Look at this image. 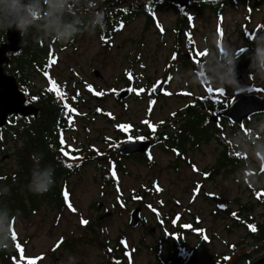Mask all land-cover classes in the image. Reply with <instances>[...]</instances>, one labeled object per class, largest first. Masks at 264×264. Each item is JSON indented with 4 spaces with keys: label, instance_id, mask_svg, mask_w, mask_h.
Returning a JSON list of instances; mask_svg holds the SVG:
<instances>
[{
    "label": "rangeland",
    "instance_id": "rangeland-1",
    "mask_svg": "<svg viewBox=\"0 0 264 264\" xmlns=\"http://www.w3.org/2000/svg\"><path fill=\"white\" fill-rule=\"evenodd\" d=\"M243 1L245 0H239L238 3ZM254 7L261 8L262 4L256 0ZM253 17L254 20L249 28L258 22L262 14L255 10ZM156 19L158 26L150 24L147 27H145L143 17L132 19L115 34L107 48L104 47L96 31L90 29L79 33L76 42L63 51L53 47L56 63L48 70L50 78H53L61 88L65 85L68 91L80 88L84 101L80 114L87 113L83 118L78 116L72 122V128L65 135L68 140L79 144L90 141L97 148H102L104 144L100 140L106 138V143H110V139L114 138L113 126L107 119L113 120V117H116L117 120L128 119L137 122L144 115V101L134 97L125 100L126 102H117L113 94L132 80H136L135 86L142 89L146 81L149 83L163 72L173 44L172 28L176 18L170 9L163 8L157 14ZM230 20L226 18L227 49L232 50L243 45L245 41L240 31L238 33L229 32L233 30ZM237 21L242 22L244 19L239 17ZM215 26L216 21L212 14L193 9L190 36L197 51L205 52L207 49L203 46H211L215 38ZM3 29V24L0 23V42L3 41ZM230 33L232 34L229 35ZM62 41L66 43L65 38ZM244 60L246 59L243 58L240 64ZM197 61L191 65V68L179 65L174 70L175 74L168 94H173L177 87L189 83L193 92H204L207 88L213 89L212 92H214L223 86L230 88L234 95L240 90V85L249 82L247 78L236 81L226 76L215 52L209 51ZM249 65L245 71L254 73V78L261 80L256 83L264 85L263 75L253 66L249 68ZM94 70L99 72V76L94 74ZM126 71H130V74L126 75ZM28 86L32 91H41L49 87L50 82L48 78H43L31 71ZM97 92L102 93V98L99 100L94 98ZM175 101H177L176 98H170L169 106L162 112V115H166L168 110L174 107V103H176L175 108L177 107L178 103ZM95 109L101 110V113L95 115L93 113ZM157 115L155 110L153 117L157 118ZM117 120L114 122L117 123ZM245 124L247 130L251 129L250 141H244L239 137L236 138V142L242 144L243 151L249 157L250 161L245 167L253 172L258 168L256 157H260L261 154L264 157V128L262 127L264 115L253 116ZM224 125L231 136L243 132L236 127H229L227 123ZM9 147H5L7 148L5 154H9ZM216 155L217 150L213 141L203 144L200 153H194L201 167L205 166L206 162H211ZM2 156L1 154L0 163L7 167H14L13 157L2 160ZM169 159L170 156L155 151L152 166L135 159L122 160L121 172H117L116 180L107 187L102 185L98 163H89L77 175L70 177L71 196L64 208L55 211L41 205L37 211L29 213L28 217H22L19 212H14L13 229L24 249L23 264H105L106 257L99 244L111 245L118 236L123 238L122 243L125 241V247L128 248L125 256L128 264H154L155 259L148 246L154 245L155 241L161 237V230L149 231L148 227L155 226L150 223L144 224L148 227L130 228L127 222L130 210L134 207H141L144 218L152 223L155 217L158 218V215L166 211V208L161 206L163 200L168 201L178 196L181 185L177 188L170 187ZM182 176L185 178L186 174ZM241 177L242 173L240 175L238 173L231 178L228 184L224 182L227 186L225 188L230 190V195L235 192L236 181ZM214 179L219 181L217 175ZM152 182L163 185L165 191L162 195L159 196V193L155 192L143 198L131 199V194L137 191L142 194L145 188H151ZM238 189L242 199L246 200L247 194L244 186L241 185ZM105 209L113 214L104 222H99L98 217L104 213ZM253 215L258 216L257 210L253 212ZM82 221H87V223H82ZM214 228L219 230L217 227ZM243 234V227L235 229L234 233L230 234L225 225L220 237L223 238L221 240L227 242L239 243L238 238H241ZM66 241H73L74 247L66 248ZM183 243L184 248L191 245H197L199 248L192 264H212L216 254L229 252L228 245L220 240L210 239V242L202 240L200 242L193 232L184 235ZM242 250L243 248H239L236 255Z\"/></svg>",
    "mask_w": 264,
    "mask_h": 264
},
{
    "label": "trees",
    "instance_id": "trees-1",
    "mask_svg": "<svg viewBox=\"0 0 264 264\" xmlns=\"http://www.w3.org/2000/svg\"><path fill=\"white\" fill-rule=\"evenodd\" d=\"M4 0H0V4ZM95 0H30L33 16L24 31L22 51L13 55L11 63L5 65V71L14 75L25 90H28L31 71L42 73L52 59V46L63 48L62 37L69 43L76 40L84 27L100 29L103 35L109 32L113 37L133 15H148L159 8L161 3L155 0H129L130 11L122 6L124 0H99L98 6L91 10ZM158 5V6H156ZM103 38H107L103 36ZM52 88V87H51ZM50 89V88H49ZM32 92L40 105L37 119H11L10 124L0 130V150L11 145L14 153V167L0 165V263L20 264L23 258L21 248L11 227V216L19 212L27 217L41 205L58 209L67 199L69 178L78 173L89 160H94L100 149L73 144L65 139L69 129L68 121L80 111L77 98L69 105L63 100L68 92L62 89ZM58 93H63L61 98ZM67 105V107H66ZM75 109L70 111L69 109ZM189 124L192 135L198 139H208L213 130L205 122V114L199 105L190 110ZM4 151V150H3ZM2 151H0L1 154ZM71 164V167L67 165ZM111 175L103 178L104 183L111 182ZM43 185V186H42ZM46 189V190H45ZM6 226H8L6 228ZM264 235V225L254 234L256 243ZM118 239V238H116ZM117 241V240H116ZM73 241H66L65 247L72 249ZM104 247L106 264H125L122 260L123 248L117 245ZM150 251L157 252L152 245ZM175 254V248H170ZM171 256L167 259L173 260ZM242 257H234L230 264H242Z\"/></svg>",
    "mask_w": 264,
    "mask_h": 264
},
{
    "label": "flooded vegetation",
    "instance_id": "flooded-vegetation-1",
    "mask_svg": "<svg viewBox=\"0 0 264 264\" xmlns=\"http://www.w3.org/2000/svg\"><path fill=\"white\" fill-rule=\"evenodd\" d=\"M235 1L238 0L195 1L181 9L172 6V12L176 18L173 25L175 28L173 29L174 36L178 38L180 35L181 39L178 38V41L181 40V42H183L185 28L190 21L191 9L196 6L202 7L205 12L213 15L217 22L221 24L224 36L225 33H227V23L226 20L224 21L225 18L231 19L230 23L233 24V30L229 32L238 33L240 29H243L246 25L244 21L250 20L255 10L262 14V17L254 25H257V28H264V0H258V2L262 4L261 8H253L256 0H246L240 3H235ZM239 17L244 19V21L238 22L237 19ZM242 23H244V25H242ZM240 35L245 42L247 41L246 44L248 46L252 43L256 48L253 50L245 48L238 56H235L236 54L234 53L230 54L227 57V64H235L240 72L246 70L248 64L254 68L261 69L258 53L260 50L264 53V41H251L247 38L245 33ZM222 41L227 45L226 38H223ZM183 49L184 48L181 46H172L173 55L176 54V58L178 57V63L186 67L189 63L181 58L184 54ZM242 57L246 60L240 64ZM174 64L176 63L174 62ZM174 70L175 68H171V73H174ZM244 75L242 74L241 78H244ZM164 78L169 84V73H166ZM186 89L187 88L184 87L182 90ZM177 96L178 98H176V100L178 106L176 108L180 110L179 113L174 114L176 110V103H174V108L168 110L166 115H162V112L169 106V99L165 97V93L160 94L155 98V106H157L158 112L155 121L165 120L157 125L154 130L149 131V129L146 128L144 132L133 135L134 139L158 140V142L154 141L153 143L154 149L169 153L170 155V187L177 188L181 185L178 196H174L168 201L164 200L166 217L161 218L160 216L159 218H155L154 224H156V228H160L161 225L167 224L169 233L171 234L170 240L175 242L183 241L184 235L193 232V226L198 227L199 230H197V232H205L212 240L221 241L220 236L223 234L225 225L227 232L232 234L235 229L240 227L238 224H264V178L259 173L262 169L259 165L264 161V158L256 157L255 161L257 162L258 168L254 167L257 169H253L254 172H250V170L245 167L246 163L250 161L249 157L230 155L233 154V151L230 150L229 147L234 146L233 144H229V142H224L222 140L223 135L220 133L219 137H217V135L210 136V141L215 143L217 150L216 157L212 159L211 162H206L205 166L199 168L198 165L200 161L197 157L193 156V148H195L194 152H197V148H201L203 144H208V142L205 139H198L196 135H192V127L189 124L190 110L193 105V100H195L196 97H200L201 101L195 102L194 104L201 106L216 104L203 98L201 94L192 93L190 91H184L183 93L177 94ZM226 107L227 106H220L219 109H224ZM171 112L173 114H171ZM192 141H194V143ZM163 146L170 147L168 152ZM238 173L239 175L242 173V179L236 181L235 192L233 195H230V190L225 188L227 186L224 185V182L226 181L228 184L231 178ZM182 174H186V177L183 178ZM216 175L219 177V181L214 179ZM184 180L187 181L185 182ZM241 185L244 186V190L247 194L245 196L246 200L242 199L239 192L238 187ZM184 196H186L185 199ZM199 199H201V201L197 204ZM250 203L255 204L251 205ZM256 210L258 216L253 215V212H256ZM214 227H217L219 230H216ZM242 227L244 228V234L241 238H238L240 242L233 243L240 244L239 248H243V250L235 255L237 257H242V264H253L255 260L264 256V239L260 240L256 246L255 237L247 236L246 227ZM206 240L208 241V238H206ZM177 248L178 247H176V249ZM175 256L183 257L184 255L176 253ZM188 256L184 261L176 260L174 263L170 264H191L192 256Z\"/></svg>",
    "mask_w": 264,
    "mask_h": 264
},
{
    "label": "water",
    "instance_id": "water-1",
    "mask_svg": "<svg viewBox=\"0 0 264 264\" xmlns=\"http://www.w3.org/2000/svg\"><path fill=\"white\" fill-rule=\"evenodd\" d=\"M189 0H174L176 5H184ZM28 0H6L0 6V20L3 21L6 28V38L8 42L0 45V127L7 124V118L10 115L35 114L36 108L31 105H25V96L18 88L14 76L7 75L4 72L3 64L8 63L7 52H17L22 45L21 33L23 31L26 17L29 15ZM129 94V90H123L116 95V98L122 100ZM264 112V100L256 96H244L238 99L229 109L224 111V115L233 122L242 124L243 119L252 113ZM142 144V146H141ZM147 143L136 142L126 143L119 147V152L128 155L143 151ZM138 209L131 214V226H136L138 222ZM105 219V218H103ZM256 264H264V257L258 260Z\"/></svg>",
    "mask_w": 264,
    "mask_h": 264
},
{
    "label": "snow or ice",
    "instance_id": "snow-or-ice-1",
    "mask_svg": "<svg viewBox=\"0 0 264 264\" xmlns=\"http://www.w3.org/2000/svg\"><path fill=\"white\" fill-rule=\"evenodd\" d=\"M205 53H203V52H201V53H199V55H204ZM55 62V61H54ZM45 75L47 76L48 74L47 73H45ZM89 88L91 89V86H89ZM56 90V82L55 81H52V88H50L49 89V91H55ZM208 91L209 92H212L213 91V89H210V88H208ZM217 91H219V92H223V90L222 89H217ZM102 93H99V92H97L96 93V95H101ZM58 95L61 97V98H63V93H58ZM66 107H67V105H66ZM70 111H75V109H69ZM121 127H124V128H126L127 126L125 125V126H121ZM236 155H239V154H236ZM68 167H71L72 165L71 164H69V165H67ZM43 186V185H42ZM65 196L67 197V193H65ZM82 223H87V221H82Z\"/></svg>",
    "mask_w": 264,
    "mask_h": 264
},
{
    "label": "clouds",
    "instance_id": "clouds-1",
    "mask_svg": "<svg viewBox=\"0 0 264 264\" xmlns=\"http://www.w3.org/2000/svg\"><path fill=\"white\" fill-rule=\"evenodd\" d=\"M46 190V189H45Z\"/></svg>",
    "mask_w": 264,
    "mask_h": 264
}]
</instances>
